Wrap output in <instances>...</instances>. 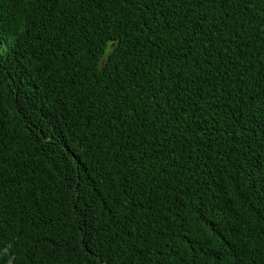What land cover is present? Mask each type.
Wrapping results in <instances>:
<instances>
[{"label":"trees","instance_id":"trees-1","mask_svg":"<svg viewBox=\"0 0 264 264\" xmlns=\"http://www.w3.org/2000/svg\"><path fill=\"white\" fill-rule=\"evenodd\" d=\"M148 5L0 0V264H264V0Z\"/></svg>","mask_w":264,"mask_h":264},{"label":"snow or ice","instance_id":"snow-or-ice-1","mask_svg":"<svg viewBox=\"0 0 264 264\" xmlns=\"http://www.w3.org/2000/svg\"><path fill=\"white\" fill-rule=\"evenodd\" d=\"M187 2L191 3L192 0H187ZM211 2L216 3V0H211ZM117 3L121 6V8L130 9L136 12L140 11L142 5L145 7L149 6L148 0H117ZM156 5L160 9H163L166 5L171 6V0H156ZM203 15L204 14L201 13V16ZM141 22L145 24V27H147L149 31L152 30L151 24L145 22L143 17H141ZM154 23L161 28H166L168 31H172L173 20L167 13H163L161 17L154 21ZM5 43L6 41L0 40V62L3 61V58L7 53ZM250 179L252 180V184L255 189L264 191V174H258L256 177H250ZM82 215L84 216V220L81 223L80 231L84 233V236L81 237L83 240L88 237L89 233L93 230L94 224L92 217L89 214L82 213ZM176 230L177 229L174 225L169 226L168 228L169 232H174ZM129 238V264H168L171 252L167 248L161 246L155 237L145 238L143 234L133 236L129 233ZM99 243L100 246H103L104 241L101 240ZM105 254L108 255V253ZM88 255L89 257L99 255L95 240L92 241ZM3 259V255L0 254V261ZM97 264H104L103 259L98 260ZM108 264H113L111 255H108Z\"/></svg>","mask_w":264,"mask_h":264}]
</instances>
